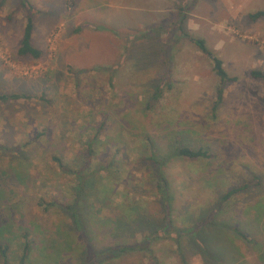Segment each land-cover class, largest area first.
Wrapping results in <instances>:
<instances>
[{"label":"rangeland","instance_id":"1","mask_svg":"<svg viewBox=\"0 0 264 264\" xmlns=\"http://www.w3.org/2000/svg\"><path fill=\"white\" fill-rule=\"evenodd\" d=\"M21 1L0 0V96L8 97L0 100V145L6 147L4 158L0 150V185H9L1 200L7 197L10 205H1L0 223L6 218L4 236H15L10 264H19L27 239L34 243L32 264H97L91 254L83 263L88 246L70 231L73 220L61 205L75 197L70 170L85 157L86 136L95 132L86 127L107 115L108 150L121 158L127 151L128 160L117 165V173L99 171L102 195L98 203L93 197V220L136 201L149 225L167 217L174 228L191 230L229 189L249 182L216 213L225 228L207 226L212 232H206L218 236L213 246L228 255L224 264H264V249L253 247V239L264 243V81L250 74L264 71V16H249L264 10V0H29L40 58L18 53L27 19ZM183 32L204 39L237 81L221 84L212 61ZM145 134L155 143L180 139L211 153L165 164L169 216L154 175L138 162V155H151ZM111 153L94 159L95 166L107 167ZM228 224L243 226L252 242ZM140 231L137 240L148 233ZM90 234L92 244L115 243L103 231ZM183 236L182 249L175 239L159 237L146 250H128L106 264H184L183 258L220 263L203 254L202 230L192 235V244Z\"/></svg>","mask_w":264,"mask_h":264},{"label":"trees","instance_id":"2","mask_svg":"<svg viewBox=\"0 0 264 264\" xmlns=\"http://www.w3.org/2000/svg\"><path fill=\"white\" fill-rule=\"evenodd\" d=\"M21 5L24 7L27 13V19L18 53L21 55H29L33 58H40L42 56V51L39 48L35 47L32 42V34L34 29V15L36 10L29 0H22ZM249 16L252 19H258L264 16V10H258L254 13H250ZM180 26L181 28L179 29L182 30L183 29L182 24ZM101 27L107 29L106 26L104 25ZM183 34L187 35L189 39L198 46L200 51L204 53L212 61L214 71L219 76L221 80V84H224L226 82L237 81L238 79L237 77L230 76L228 74L227 70L223 65V60L220 57H218L216 53L206 45L204 39L196 37L194 35H190L185 32H183ZM250 74L253 78L261 79L264 81L263 70L254 69L251 71ZM223 93H224V89L223 86H221L218 89L219 101L222 100ZM19 96L20 95L14 94L12 97L18 98ZM155 96L156 98H158L157 94ZM5 98L8 97L0 96V100ZM148 107L150 108L151 106ZM108 117L109 115H107L105 119L102 120V123L99 124L98 126L92 123L90 127H86L89 131H95L94 132L95 134L93 132H89L92 134L86 136V142L84 143L85 152H86L84 155L85 157L84 158L79 157V159L75 160L73 169L70 170V173L74 175L73 182L77 184V187L74 184L75 197L74 199H72L71 204L64 203L61 205V207L64 208L65 211L66 209L68 210L67 211L68 216L73 220V224H72L73 229H70V231L79 233V235H81V238L85 246L86 247L88 246V248H86L87 251L82 255V258L84 259L83 263L87 261V256L89 257V254H91L94 255L93 256L94 259L96 258L95 261L97 264H106V261L109 259V257L112 259L117 258L118 256H120V254H123L128 250H143V249L146 250L145 248L149 247L151 241L159 237L161 238L169 237L175 239V242L177 243L179 249H182L181 239L182 237H184L183 235L187 237L188 243L192 244L193 242L192 235L195 234L196 231L199 229L202 230L203 233H206V240H205L206 243H202L203 247H201V245H199L198 243L199 245L198 247H201V249H203V254L209 256L210 258H215V260L220 261L219 264H224L223 257L224 255L227 254H225L224 251L221 252L217 246H215L216 249L214 248L213 245L217 244L220 240H218V236L207 234L206 231L212 232L211 229L208 228L207 226H212L213 228H219L220 226H222L215 219L216 213L218 211H221V208L223 207L222 203L227 201L229 198H231L235 193L249 188L251 185L249 182L244 185L235 186L229 189L221 197V199L215 203V205H210V208L205 213L207 217L205 218L200 217L199 221L196 222L195 225L196 227L191 230L185 228H174L171 221L168 220L167 217L164 218L166 220L164 219L156 220L155 224L151 223L149 225L148 215L143 214V207L139 205V203H137L136 201H133L135 203L134 205H129L126 203V201L124 203H121L122 205L117 204L116 206H113V212H110L106 215L100 216L95 220H93V214H94L93 211L95 210L93 197L97 199L96 202L98 203L99 202L98 200H100L99 197L102 195L100 189L101 187L98 185V180L100 177H102L99 176V171L102 169H112L117 173L119 171L116 169L117 165L119 164L123 165V162H126L128 160L127 151L123 152V156L121 158L117 156L116 153H111V150H108V147L110 145V144L107 145L108 136L107 134L103 136L104 129L106 131L108 130V128L104 127ZM120 121L121 123L122 122L125 123L124 120L123 121L120 120ZM143 139L149 145V147L148 148L146 147V149L151 150V155L149 156L141 155V154L138 155L139 157L138 162L141 163L145 169L148 170L150 169L151 170L150 173L154 175L153 186L154 188H156V195L161 193V196L158 195L159 200L161 201V204L163 203L162 206L164 205L163 208L167 212L166 216H169V211L172 205L170 202L172 199V195L170 192V183L164 171L165 164L169 160H171V158H175V157H179L183 159L188 158L193 160L206 159V158H210L211 153L209 152L208 149H205V147L196 148L193 147L192 145H187L184 141L180 139L168 138L166 143L162 142L161 144L160 142L155 143L149 134H145ZM2 148L4 149L2 150ZM5 148L6 147L0 145V150L3 151L2 154L5 152L4 151ZM140 149H138V151ZM7 150H9V148H7ZM99 151L107 152L108 153L107 157L111 153L110 158L107 160V167L105 165L100 166V164L98 166H95L94 159H97L98 161L99 158H101L100 156H102V158L106 157L103 154V152L101 155ZM4 156L5 155L3 154L2 158H4ZM116 159H118L119 163ZM151 163H153L154 166H152ZM20 166H22L21 163ZM17 170L20 169L17 168ZM17 170L15 169L14 171L13 169L12 173L14 174L15 172L16 174L22 172ZM115 172H110V173L115 174ZM6 183L0 185V200L2 199V194H1L2 190H4L6 186H9ZM154 188H152L151 193H155ZM6 200L7 197H5V199L0 201V208L1 205L6 206V208L10 207L9 200L8 201ZM137 218H145L147 220V224H144L142 226L140 224L141 222L138 223ZM6 221L7 220L5 218V220L2 219L1 220L2 223H0V259L4 261V264H10L9 254L10 251L12 250L11 241L15 236L14 235L4 236L5 233L9 231V227H10V225L6 223ZM15 223H17V220H15ZM94 226L96 228L93 229ZM226 227L227 229L232 230V232L235 233L236 235H239L242 238H244L246 241L252 242V240H249L248 237L249 235L245 231L243 226H238L236 224L235 226H229L228 224ZM140 230H146L148 231V233L144 234V232L142 231V233H140L141 234L140 237L142 238L140 240H137L135 239V237L137 236L136 233L141 232ZM101 231H103V235H106L105 237L109 236L111 240H113L115 243L112 242L110 244L108 243L103 246L95 243L92 244V238L90 236L91 235L90 233L100 234ZM23 233H24L23 236L25 235L26 237H28L29 232L25 230ZM129 236H131L134 239L133 244L126 242V239L129 240L130 238ZM227 239L232 242L234 241L230 235H228ZM33 244L34 243H32V241L28 239L23 242V246L21 247V256L18 262L19 264H32L33 260L32 257L30 256V248L33 246ZM69 244H71V242H69ZM253 247L257 249L262 247V249H264V243H262L259 240L253 239ZM261 258H264V252L261 254ZM183 263L189 264L185 258H183Z\"/></svg>","mask_w":264,"mask_h":264}]
</instances>
